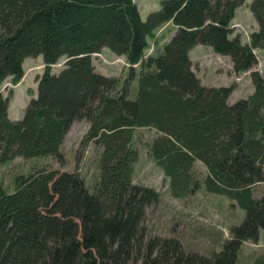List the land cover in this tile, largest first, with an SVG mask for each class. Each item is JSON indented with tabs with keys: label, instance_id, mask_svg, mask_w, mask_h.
Here are the masks:
<instances>
[{
	"label": "trees",
	"instance_id": "1",
	"mask_svg": "<svg viewBox=\"0 0 264 264\" xmlns=\"http://www.w3.org/2000/svg\"><path fill=\"white\" fill-rule=\"evenodd\" d=\"M244 1L160 0L142 19L133 0H0V165L15 156L61 162L71 123L89 121L72 170L32 165L9 184L0 177V264H237L242 244L257 243L264 194L252 192L264 183V77L250 69L253 48H264V0L250 1L256 28L242 42L231 21ZM163 25L173 33L161 42ZM197 44L228 56L235 73L250 70L253 91L231 102V85L203 84L189 55ZM103 48L124 57L120 82L92 63ZM38 55L36 94L11 119L1 83L17 82L24 59ZM141 132L170 194L203 187L243 208L210 255L143 223L160 192L133 181ZM89 144L91 178L79 169ZM252 258L264 264L263 252Z\"/></svg>",
	"mask_w": 264,
	"mask_h": 264
},
{
	"label": "rangeland",
	"instance_id": "2",
	"mask_svg": "<svg viewBox=\"0 0 264 264\" xmlns=\"http://www.w3.org/2000/svg\"><path fill=\"white\" fill-rule=\"evenodd\" d=\"M140 11V16L145 19L147 14L159 7L160 0H133ZM251 0H245L237 7L231 21L232 34H238L242 42L248 41L249 34L256 28L254 17L249 9ZM165 27V28H164ZM171 26L163 25L156 37L163 42L173 33ZM164 35V37H163ZM153 40L147 49V53L153 48ZM256 55V63L250 70L258 71L264 77V48H253ZM192 68L200 81L205 85H231L229 99L234 102L238 98L245 97L253 91V83L250 78V70L235 73L228 56L215 53L209 46L198 44L191 52ZM63 60L60 59L52 65V70L61 68ZM92 63L98 72L114 76L120 79L125 73L124 57L114 54L107 48L100 53L92 55ZM23 74L17 82L9 77L1 83V91L7 95L10 91L8 116L19 119L29 99L36 94L37 78L43 71L41 55L27 57L22 63ZM89 121L84 118L74 120L67 130L60 146L64 159L59 162L51 156L31 157L24 159L15 156L12 160L0 165V177L4 184H9L13 176L25 173L32 165L37 169L43 164L59 171L72 170L74 167V152L78 149L79 141L87 131ZM147 132H141L142 140L138 142L139 156L134 164V182L151 185L160 192V200L154 207H149L143 223L149 227L152 233L160 235L172 234L178 237L185 250L197 251L210 255L211 249L219 248L220 240L217 238L228 236V228L231 224H239L244 216V210L237 198L219 193L214 190L207 191L200 187L193 194L174 196L170 194L168 179L157 165L150 160L146 153L143 140L147 138ZM92 144L86 146L79 161V169L91 178L95 171L92 158ZM197 171L202 176L205 167L196 161ZM253 190V196L264 194V183L257 185ZM256 186V187H257ZM264 253V228L260 230L257 243L244 242L240 249L237 264H250L252 256Z\"/></svg>",
	"mask_w": 264,
	"mask_h": 264
},
{
	"label": "crops",
	"instance_id": "3",
	"mask_svg": "<svg viewBox=\"0 0 264 264\" xmlns=\"http://www.w3.org/2000/svg\"><path fill=\"white\" fill-rule=\"evenodd\" d=\"M198 45V44H197ZM197 45H195L193 48H195ZM103 49H105V48H103ZM192 50V49H191ZM191 50L189 51V55H190V58H191V54H190V52H191ZM192 60V59H191ZM11 119H14V118H11ZM256 244V243H255Z\"/></svg>",
	"mask_w": 264,
	"mask_h": 264
}]
</instances>
